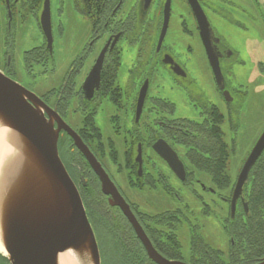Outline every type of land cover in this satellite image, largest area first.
Masks as SVG:
<instances>
[{
	"label": "flooded vegetation",
	"instance_id": "flooded-vegetation-1",
	"mask_svg": "<svg viewBox=\"0 0 264 264\" xmlns=\"http://www.w3.org/2000/svg\"><path fill=\"white\" fill-rule=\"evenodd\" d=\"M14 1L11 0L10 2L14 3ZM198 1L204 9L214 32L209 13H217L215 0ZM221 2L240 8V5L233 0H222ZM104 3L107 4V10L111 7V11H107L103 15L95 13L93 23L98 19L99 24L95 29L93 28V39L101 38L104 40L97 57L104 52L102 72L107 71L110 79L106 82L101 80L98 87L83 88V83L77 86L78 81L75 76L82 68L86 58V54H84L76 62V69L68 76L65 84L57 92L56 99L52 101L51 96L42 97L51 108L55 109L76 130L85 145L101 162L110 178L118 186L120 193L130 204L132 212L143 226L154 246L169 260H184V250L177 234V229L180 228L181 223L186 218L183 213L180 210H167L157 214L161 216L155 219L151 217L152 215L147 216V213L140 211L138 206L130 201L123 189L114 180L106 162L101 158V153L109 152L110 156L116 159L117 151H119L117 139L121 137L126 166L130 168L132 181L139 189L156 188L154 174L145 167V162L146 156L147 159L153 160L152 155L158 154L155 147L157 143L163 146L166 152L165 143L160 140H166L185 163L184 158L190 160L188 154L197 155V151L200 150L197 148V139L200 138L201 122L208 114L202 105L197 104V85L190 78L186 66L179 61V58L184 57L185 52L175 47V44L166 41L171 24L175 19L181 17L180 23L183 30L191 33L195 39L198 36L207 56L197 16L191 0H133L129 3L128 0H106ZM167 9L169 17L167 34L162 43L159 44ZM189 24L192 25V29L189 28ZM216 37V34L212 35L213 45L219 56L224 75L222 62L230 56L231 52L220 39L215 42ZM90 46L87 49H91ZM42 48L44 53L49 54L47 44L43 45ZM131 52L135 53L130 68L131 81L118 83L117 77L122 59ZM189 53L193 54L195 52L191 50ZM165 58L172 60V62H166ZM175 65L184 69L186 75L178 74L174 69ZM12 67V62L9 61L8 68H4V70L11 75L10 73L13 72ZM78 67L81 68L78 69ZM210 68L213 74L212 67L210 66ZM159 69L169 72L171 82L168 83V86L154 85L155 72ZM224 79V90H229L225 75ZM179 89L186 94L187 99H190L189 103L195 110L199 109V119H197V115L186 117L178 113L174 96L178 94ZM141 90L145 92L141 98L143 103L139 107ZM218 91L221 94L223 93L220 88H218ZM108 106H112L113 111L109 113V118L104 123L101 116L103 112L107 111ZM69 109L70 115L67 117ZM77 112L80 114L79 117L75 116ZM69 118L72 121L78 120V122H72ZM134 139H136L135 143L132 142ZM59 149L63 162L77 185L89 214L92 216L93 209L103 219L105 225L108 224L114 229L118 237L124 238L125 247L135 256L134 261L131 260V263L157 264L149 258L146 247L138 236L131 220L125 215L123 209L115 204V196L103 189L105 188L103 181L88 159L87 154L76 145L74 137L66 131H61ZM140 157L141 168L137 160ZM261 158L264 160V155ZM259 163L263 164L261 161ZM165 164V170L157 164H152V167L156 170L164 187L170 193L179 195L169 183L168 177L172 176L177 181L184 183L191 176L194 178L195 172L191 175L192 170L190 167L185 165L186 170L185 168L182 170L180 166L179 173L186 177L185 181H182L166 162ZM194 166L197 169V165L194 164ZM253 178L254 173H251L249 181L245 185L244 199L248 202L252 193ZM213 182L220 185L219 182ZM107 189L110 190V187ZM251 215L247 211L243 216L248 237L252 232L251 227L247 225ZM105 225L106 230L108 227ZM254 229L256 230V228ZM195 233L192 230L191 238L194 241L190 243L187 257V262L191 264H197V237H195ZM116 264L118 263L116 262Z\"/></svg>",
	"mask_w": 264,
	"mask_h": 264
},
{
	"label": "rangeland",
	"instance_id": "rangeland-1",
	"mask_svg": "<svg viewBox=\"0 0 264 264\" xmlns=\"http://www.w3.org/2000/svg\"><path fill=\"white\" fill-rule=\"evenodd\" d=\"M129 1L133 0H128V3ZM221 1L215 0L217 13L210 12L209 17L215 34L231 52L222 62L232 97L229 105L218 91L208 57L198 36L195 39L191 33L183 30L181 17L171 24L166 41L185 52L179 61L186 66L190 78L197 85V104H214L224 114L221 128L224 140L231 150L228 164L231 185L214 192L210 189L216 186L211 175L193 168L194 178L187 183L168 177L169 183L179 195L170 193L152 167V164H157L165 170V161L153 154V160L146 156L145 167L153 172L156 188L139 189L132 185L133 178L130 168L126 166L121 137L117 139L119 151L116 159L109 152L101 153L114 180L140 211L152 216L167 210H180L183 213L186 218L177 229V234L184 250V261L188 260L192 230L202 236L211 247L219 250L223 259L228 260L234 238L229 220L231 204L227 197L231 196L232 186L264 130V0H233L240 8ZM22 3L23 0L17 2L15 12L10 16L6 4L0 0V68H8L9 61L12 60L13 72L10 74L14 79L40 96H51L50 99L54 101L57 92L76 69V62L86 54L82 68L78 67L81 70L75 76L77 86L84 82L104 40L93 39L92 21L75 7L74 0H51L53 53L47 62L30 61L29 66V54L26 52L43 45L45 35L35 13L28 11ZM188 26L193 28L191 24ZM89 45L91 49H87ZM191 50L195 53L190 54ZM134 56L135 53L131 52L123 57L118 83L131 81L130 68ZM169 82L171 77L168 71L159 69L155 72L154 85L168 86ZM52 91L55 92L51 93ZM174 101L181 116L197 115V119L200 118L199 109L195 110L182 90H178ZM112 111L113 107L108 106L107 111L102 113L101 120L104 123ZM69 115L70 109L67 117ZM75 116L79 117V112ZM72 122L77 123L78 120ZM107 256L108 264H113V255L108 252ZM117 258L124 264H133L125 256L119 255Z\"/></svg>",
	"mask_w": 264,
	"mask_h": 264
},
{
	"label": "water",
	"instance_id": "water-1",
	"mask_svg": "<svg viewBox=\"0 0 264 264\" xmlns=\"http://www.w3.org/2000/svg\"><path fill=\"white\" fill-rule=\"evenodd\" d=\"M207 55L217 84L224 89V76L212 39V28L197 0H191ZM168 9L160 35L162 43L168 26ZM41 26L48 47L53 49L50 0H45ZM216 39L215 42H218ZM104 52L87 76L83 88L98 87L101 81ZM166 62H172L166 59ZM179 74L186 73L174 66ZM143 92V91H142ZM229 97V92H224ZM61 131L74 137L76 145L88 156L99 173L105 191L112 193L133 223L149 257L158 264H188L169 261L152 245L144 229L132 213L100 163L62 117L25 85L0 70V242L9 264H63L62 254L71 253L79 264H103L96 233L86 212L78 187L60 155ZM155 145L159 155L182 179L183 163L166 141ZM264 151V132L248 156L232 196V214L238 199H243L244 185L250 170ZM245 204L246 210L248 204ZM256 264H264V258Z\"/></svg>",
	"mask_w": 264,
	"mask_h": 264
},
{
	"label": "trees",
	"instance_id": "trees-1",
	"mask_svg": "<svg viewBox=\"0 0 264 264\" xmlns=\"http://www.w3.org/2000/svg\"><path fill=\"white\" fill-rule=\"evenodd\" d=\"M104 1L106 0H74L80 12L91 19L95 18L94 13L102 15L105 12ZM42 2L43 0H28V9L38 11L42 7ZM94 25L97 26L98 23ZM34 52L35 50L27 52L28 59L33 58ZM108 79L110 75L104 71L103 81L106 82ZM203 107L208 115L201 122L200 138L197 139V148L200 150L197 151V155L188 154V157L197 165V169L207 171L216 182L220 183V186L225 187L224 185H227L230 180L227 173L230 149L224 140L221 128L224 115L214 104H204ZM260 161L263 164L257 163L255 167L257 183L252 187L250 194L252 215L247 224L252 229L250 236H247V227H245L242 213L237 214L234 220L229 219L232 223V234L237 240L235 239V244L231 247L230 262L227 263L222 259L219 251L204 243V239L197 234V253H200L197 264H248L264 256V160L261 158ZM106 235L115 239L118 237L117 232L112 228L107 229ZM123 253L129 261H134L135 256L128 248ZM7 262V258L0 253V264Z\"/></svg>",
	"mask_w": 264,
	"mask_h": 264
},
{
	"label": "bare ground",
	"instance_id": "bare-ground-1",
	"mask_svg": "<svg viewBox=\"0 0 264 264\" xmlns=\"http://www.w3.org/2000/svg\"><path fill=\"white\" fill-rule=\"evenodd\" d=\"M255 171H256V168L254 167V168L251 170V173H252V174L254 173V178L252 179V180H253V183H252L251 187H253V186L256 185V183H257V176H256V174H255ZM251 173H250V174H251ZM105 226H106V227H109L107 224H106ZM95 231L97 232V234L99 233L100 236L102 237V233H101L99 230H98L99 232H98L96 229H95ZM116 242H117L119 245H121V246H125V245H126V242L124 241V238H121V237H117V238H116ZM0 250H1L2 252H4L3 245H2L1 242H0ZM62 260H63V264H79V263L77 262V260L73 257V255H72L71 253H68V252L62 254Z\"/></svg>",
	"mask_w": 264,
	"mask_h": 264
}]
</instances>
